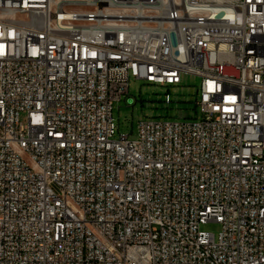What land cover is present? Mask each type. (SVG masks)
<instances>
[{"label":"built area","instance_id":"obj_1","mask_svg":"<svg viewBox=\"0 0 264 264\" xmlns=\"http://www.w3.org/2000/svg\"><path fill=\"white\" fill-rule=\"evenodd\" d=\"M0 264H264V0H0Z\"/></svg>","mask_w":264,"mask_h":264},{"label":"rangeland","instance_id":"obj_2","mask_svg":"<svg viewBox=\"0 0 264 264\" xmlns=\"http://www.w3.org/2000/svg\"><path fill=\"white\" fill-rule=\"evenodd\" d=\"M200 86L201 78L192 75H184L180 85L170 86L154 85L132 78L129 95L114 105L113 117L119 127L116 136L122 134L136 138L139 123L146 119L202 118L196 109ZM167 95L171 99L170 103L166 102ZM130 100L133 101L129 104ZM202 230L218 236L221 225L209 222L202 226Z\"/></svg>","mask_w":264,"mask_h":264},{"label":"water","instance_id":"obj_3","mask_svg":"<svg viewBox=\"0 0 264 264\" xmlns=\"http://www.w3.org/2000/svg\"><path fill=\"white\" fill-rule=\"evenodd\" d=\"M129 102H131V101H129Z\"/></svg>","mask_w":264,"mask_h":264}]
</instances>
